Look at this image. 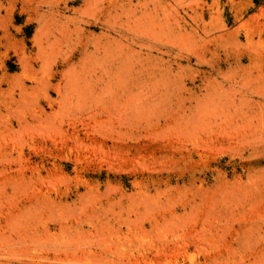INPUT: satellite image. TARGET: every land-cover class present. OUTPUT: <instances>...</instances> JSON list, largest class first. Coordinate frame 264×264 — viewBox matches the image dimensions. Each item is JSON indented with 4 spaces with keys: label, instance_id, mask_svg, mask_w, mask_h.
I'll return each instance as SVG.
<instances>
[{
    "label": "rangeland",
    "instance_id": "374dc122",
    "mask_svg": "<svg viewBox=\"0 0 264 264\" xmlns=\"http://www.w3.org/2000/svg\"><path fill=\"white\" fill-rule=\"evenodd\" d=\"M0 264H264V0H0Z\"/></svg>",
    "mask_w": 264,
    "mask_h": 264
},
{
    "label": "bare ground",
    "instance_id": "6f19581e",
    "mask_svg": "<svg viewBox=\"0 0 264 264\" xmlns=\"http://www.w3.org/2000/svg\"><path fill=\"white\" fill-rule=\"evenodd\" d=\"M109 11H110V10H109ZM137 17H138V16H137ZM137 17L135 16L136 19L140 18V17H138V18H137ZM128 18H129V17H128V15H127V19H128ZM132 18H134V17H132ZM132 18H131V19H132ZM135 18H134V19H135ZM128 20H129V19H128ZM128 20H127V21H128ZM141 20H142V19H141ZM141 20H139V21L136 20V21H137V25H138V22H140ZM129 21H130V20H129ZM134 22H135V21H134ZM134 22L131 20V23H134ZM142 22H143V20L140 22V24H141ZM127 23H128V22H127ZM125 24H126V22H125ZM126 25H130V24H126ZM132 25H133V24H132ZM135 25H136V24H135ZM135 25H133L134 27H132V28H130V29L135 28ZM137 25H136V27H137ZM129 27H131V26H129ZM129 27H128V29H129ZM135 29H137V28H135ZM121 34H122V33H121ZM88 224H90V223H88ZM100 224H101V223H100ZM100 224H98L97 227H98V226L100 227ZM102 224H103V223H102ZM102 224H101V227H100L101 230H102ZM91 225H92V224H91ZM93 227H94V225H93ZM93 227H91V228H93ZM104 227H105V225H104ZM94 229H95V228H94ZM98 230H99V229H98Z\"/></svg>",
    "mask_w": 264,
    "mask_h": 264
},
{
    "label": "trees",
    "instance_id": "16d2710c",
    "mask_svg": "<svg viewBox=\"0 0 264 264\" xmlns=\"http://www.w3.org/2000/svg\"><path fill=\"white\" fill-rule=\"evenodd\" d=\"M256 1H258V0H256Z\"/></svg>",
    "mask_w": 264,
    "mask_h": 264
}]
</instances>
